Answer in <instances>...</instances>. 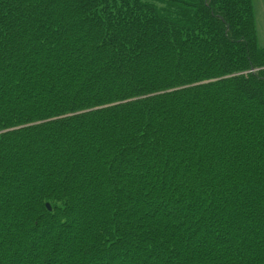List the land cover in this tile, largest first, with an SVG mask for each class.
<instances>
[{
  "label": "trees",
  "instance_id": "16d2710c",
  "mask_svg": "<svg viewBox=\"0 0 264 264\" xmlns=\"http://www.w3.org/2000/svg\"><path fill=\"white\" fill-rule=\"evenodd\" d=\"M0 264H264L252 0H0Z\"/></svg>",
  "mask_w": 264,
  "mask_h": 264
},
{
  "label": "rangeland",
  "instance_id": "374dc122",
  "mask_svg": "<svg viewBox=\"0 0 264 264\" xmlns=\"http://www.w3.org/2000/svg\"><path fill=\"white\" fill-rule=\"evenodd\" d=\"M252 6L256 22L258 44L264 48V0H252Z\"/></svg>",
  "mask_w": 264,
  "mask_h": 264
},
{
  "label": "water",
  "instance_id": "95a60500",
  "mask_svg": "<svg viewBox=\"0 0 264 264\" xmlns=\"http://www.w3.org/2000/svg\"><path fill=\"white\" fill-rule=\"evenodd\" d=\"M46 208H47L48 211H51V208H50V206L48 204L46 205Z\"/></svg>",
  "mask_w": 264,
  "mask_h": 264
},
{
  "label": "bare ground",
  "instance_id": "6f19581e",
  "mask_svg": "<svg viewBox=\"0 0 264 264\" xmlns=\"http://www.w3.org/2000/svg\"><path fill=\"white\" fill-rule=\"evenodd\" d=\"M8 131H10V130H8Z\"/></svg>",
  "mask_w": 264,
  "mask_h": 264
}]
</instances>
